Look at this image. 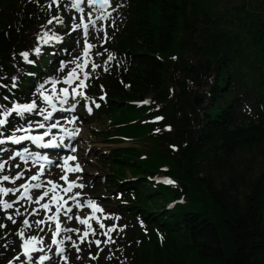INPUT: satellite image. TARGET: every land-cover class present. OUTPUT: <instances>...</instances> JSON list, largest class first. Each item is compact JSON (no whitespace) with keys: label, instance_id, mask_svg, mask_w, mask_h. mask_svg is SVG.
<instances>
[{"label":"trees","instance_id":"trees-1","mask_svg":"<svg viewBox=\"0 0 264 264\" xmlns=\"http://www.w3.org/2000/svg\"><path fill=\"white\" fill-rule=\"evenodd\" d=\"M15 1L0 0V103L8 106L30 102L57 58L45 50L34 60L27 51L33 63L22 70L18 45L41 11L28 0L13 15ZM117 1L106 25L113 59L97 71L91 93L107 96L99 112L129 103L118 114L128 130L116 124L114 133L148 135L164 153L129 166L135 183L109 180L137 230L129 261L112 264H264V0ZM69 22L67 15L56 46L64 54L74 36ZM131 101H149L144 123L125 119ZM113 155L121 166L133 162L128 151ZM159 172L174 183L144 176ZM12 243L0 240V264L14 256Z\"/></svg>","mask_w":264,"mask_h":264},{"label":"rangeland","instance_id":"rangeland-1","mask_svg":"<svg viewBox=\"0 0 264 264\" xmlns=\"http://www.w3.org/2000/svg\"><path fill=\"white\" fill-rule=\"evenodd\" d=\"M27 1L28 0H17L13 2L11 8V11H13V15L17 14L18 11L23 8L24 4ZM32 1H34V3L38 6L39 10L41 11V17L37 21L38 25L36 29L26 33L20 39L22 43H19L18 46H23L17 50V54L20 58L21 52L29 51L34 56V60H39V56L45 50H49L48 52L52 51L56 53L55 56L57 58L51 59V61H49L51 62L49 66L46 69L42 70L43 74L38 80L40 82H37L38 84L34 85L30 90L32 91V93L36 94V90L38 89L39 85L41 83H44L45 81H49V83L45 84V88L48 90L49 93H51L50 81L53 78H60L61 80V83L57 85L58 90L61 87H68V85H64L62 83L63 76L67 71H70L71 68L75 67L74 63L68 62L79 58L77 62L83 63L85 59V57L83 56L84 36L82 30L72 29L73 20H78L79 16L75 10L71 9L70 7H65L66 4H70V0H61V7L59 11L55 6H53L51 9L48 8V4L51 2V0H38V2H36V0ZM117 2V0H110V6L106 10H100L106 11V13L108 14L107 18L98 20L95 25H90L89 27V35L87 37V42L94 45V47L90 50L89 56L87 57L89 61L88 66L83 71L88 72L90 76L89 79L85 81L86 87H84L83 89H78V91H83L86 94V97H88L89 99H82L80 97H76V100H73L72 98H69L68 104H66L64 107L67 108L68 105L79 101L78 103H76V107L74 110L57 111L56 113H53L54 120H60L61 126L63 128L75 131L77 135L75 136V138H66V134L64 132L62 133L60 128L52 130V133L49 136L56 135V132H60L61 134L58 137H64L63 144L56 148H49L48 151H54V153L51 154V156L54 157V160H52V164L50 166L44 167L45 172L41 176L40 181H30L28 179L31 174H34L39 171V164H33L31 161H28L27 165H35L34 168L31 167V170L28 171L26 169V167L28 166L23 163L24 161H21L19 160V158H16V163H19L21 165V168L16 169V171L22 170L25 172V177L22 180L17 181V184L25 182H43L46 184L47 180L51 179L53 180V182L59 183L62 187H66L67 183L59 179L60 176L64 174V169L61 167L63 165V158L67 157L68 155L76 156L77 160L69 161V164L71 166H75L76 163H79L83 171L75 173L70 172L67 173V175L69 177V180H76L77 183L84 184L85 187L73 189V192L81 193L80 200L82 207L77 208L73 202H71L69 206L73 207L75 215L80 216L81 219H87L89 216L92 215L91 209L87 206L88 200L93 201L97 206L103 209V211L96 213V217L98 218L100 223H103L105 225L104 229L99 228L97 219L89 220V223L92 224L93 229L96 230L97 234L95 236L90 234L87 239L101 240L100 247L104 249L102 252L99 253V258L96 260L89 259V252H91L93 256L97 254L98 248L95 246V244H93L91 248H89L87 242L80 243L79 241V235H81L83 231L87 229V225H80L75 218L72 221H64V223H62V227L80 229L79 233H71V236L73 240H76L77 243L80 244L81 252L79 253V255L83 258L78 260L76 250L70 246V243L68 241H65V244L62 246L66 249L64 255L68 257V264H112V262L118 259L119 257H125L129 261L131 254L130 252L133 248V239L137 230L136 227H134L133 220L129 216V212L126 209L127 202L122 199L117 200V198H119V191L117 187L119 186L112 188L109 185V180H111L110 184H112L113 180V182L115 181V183H117L118 185H125L126 182L135 183L138 177H136L137 175H133L131 173V171L129 170V166H137L135 163L137 160H146L150 156H157L164 153V151H162L161 144H159L155 139L151 138L148 135L133 136L132 134L125 131L121 133L122 135L114 133L115 128H117L115 126L116 124H118L119 128H122L123 130H128L126 127L127 125L125 123H122L124 119H120L118 114L119 111H122L121 108L129 107V103H123L125 104L123 105L117 102L115 104V107L113 105V107H109L101 112H99V109L95 107V104L104 106L106 104H109V102L105 101V99L107 98L106 95H104V99L101 100L100 94L94 95L91 93V91L92 86H95L93 79L99 78V75H97V71L101 68H104V66L106 65V61L108 60V56L111 55V52H109L107 48H105L109 39V34L107 33L106 25L108 21H110L118 13L119 5ZM87 10L88 9H86V11ZM100 11L93 12L91 19H96V17L100 15ZM53 15H59L63 19H65L66 16L69 15L71 18V22H69V25L71 27L70 31H73L74 36L71 42L69 43V48L66 50L65 54L60 53L59 46L58 48H56V46L60 45L59 43H62L64 40L61 34V28L67 29L65 24H68H59L55 21L52 24H48L47 21L51 19ZM45 32H47L50 37H58V39L53 38L47 44L42 43L38 39V37L43 36ZM37 47L41 49V52L39 54L35 52V48ZM97 53H101V55H97ZM21 63V66H23L22 70H25L29 62L23 60ZM56 63L59 64L57 66V69ZM92 63L99 65V67L93 70L91 67ZM62 64L67 65V67L63 71H61ZM17 74V72H14L13 76L17 78ZM79 75L80 78L83 79V72H80ZM78 83V80L74 81L73 86ZM69 90L71 91V88ZM34 94L30 95L32 97H27V99L31 100L33 98H36L37 94ZM150 98V94H147L145 96V99L149 100ZM130 103H133L131 105H133L134 109L127 110L128 113L125 119L131 118L132 121L130 123H144V121L147 119L143 116L150 108L149 101L147 105L135 101H131ZM38 104L40 105V107H47V105L42 100H38ZM89 107L92 108L91 113L87 111ZM57 108H60L59 104H57ZM42 119L43 117L37 115L36 113L26 114L25 117V120L30 122ZM9 120L10 124L7 127L10 129L13 126H17L19 124H23L25 127H27L25 120H20V118L15 114L9 117ZM35 130H38V128L33 127L31 129V134L38 132ZM7 134L9 133H6V135ZM66 145H70L72 148H75L76 151H71L69 147H66ZM22 146L29 148V143L25 142L22 145H12L8 143L3 147L9 149V152L0 154V157H2L3 160H7L8 156L10 154H13V150H20ZM115 148H119L121 152H130V156L133 158V162L125 161L123 163L126 166H121L122 160H118L119 157H115L113 155V150ZM103 162H106L107 164H104ZM39 163L42 164L41 161ZM120 166L123 167L124 171H126L123 176L116 174V172L120 170ZM166 168V163L161 164L159 166V169L165 170ZM145 175L149 179H155L157 181H164L165 179H167V177L161 172L144 174V176ZM4 186L12 187L13 185L11 183L6 182ZM58 191L60 190L58 189ZM33 192L34 194H32ZM29 194L32 195L35 199L37 195L42 193L40 190H30ZM144 194L146 195L145 192ZM16 195H19V193H17ZM60 195L67 197L70 194H65L60 191ZM3 198L11 201L15 199V196L9 194V196ZM155 198L156 197L154 196V194H149V199L146 198L149 206L153 204ZM47 201L48 198H45V200L41 201V203H45ZM14 207L20 208V211L24 213V215L21 217H15L17 220L16 224H12L10 221L4 219L3 217L5 214L3 212H0V223H6L8 225V228L6 230L7 236H1L3 238L0 240H7V243L13 240L12 254H14V256L11 259L12 264H19V262L14 259V257L17 255H19L21 260L23 261H26L27 259L23 255V249L20 246L22 244V241L15 235V232L21 228L25 230L26 237L28 235H36L39 240L43 241V243L38 244L37 247L43 248L44 252L42 254L47 255L51 258L50 261H45L44 264H65L64 257L55 252L57 245H52L50 240L51 232L49 231V225L54 228L55 222L45 220V224L40 226L41 228H44V231H40L33 223L35 220L45 219V217L47 216V212L43 209H40L38 215H29L31 209L39 208V205L31 203L26 199L21 200ZM25 209H28V211L26 212ZM54 211L55 205H52V212ZM50 214L51 213H48V215ZM24 218H27L30 224H32L31 228H26L21 223ZM113 226L116 227V231L111 232L109 235H111L115 243L105 244L104 241L107 239V237L104 235H100L99 233L104 232L107 230V228ZM0 231H2V229H0ZM65 235H69V233H61V236L58 237V239L62 238ZM3 250L4 248H2L0 252H2ZM108 256H112V259H106V257Z\"/></svg>","mask_w":264,"mask_h":264},{"label":"snow or ice","instance_id":"snow-or-ice-1","mask_svg":"<svg viewBox=\"0 0 264 264\" xmlns=\"http://www.w3.org/2000/svg\"><path fill=\"white\" fill-rule=\"evenodd\" d=\"M38 2V0H36ZM53 6L57 8L59 11L61 7V0H51L48 4V8L51 9ZM110 6V0H70V4H66V8H71L75 10L77 13L80 14L78 20H73L72 22V29L73 30H82L84 36V45H83V56L85 57L83 63H78L77 60L79 58L74 59L68 63H74L75 67L71 68L70 71H67L63 76L62 83L64 85H68V87H61L59 90L57 89V85L61 83L60 78H53L51 79V93L45 88V84L49 83V81H45L41 83L38 87L37 96L30 100V102L26 103H14L11 106L7 104L0 103V154L8 153L9 149L3 147L4 145L10 143L12 145H22L24 141H31L33 144L40 146L42 148H49V147H59L63 144L64 137L61 136L59 138L60 143H57L56 135H52V138L45 142V137H48L53 129L60 128L62 132H64L68 137L75 138L77 133L75 131H69L61 126L60 120L55 119L53 117V113L57 111H71L74 110L76 107V103H72L68 105L67 108L64 106L68 104L69 98L76 100V97H80L82 99H89L86 97V94L83 91H78V89H83L86 87L85 81L89 79L90 74L86 71H83L88 66V59L90 50L94 47V45L87 42V37L89 35V27L90 25H95L98 20L106 19L107 13L106 10ZM86 9H88L86 11ZM100 11V15L96 17V19H91L93 12ZM85 17H87V22H85ZM63 24L64 19L59 15H53L51 19L47 21L48 24H52L53 22ZM58 37H50L47 32L44 33L43 36L38 37V39L47 44L51 39ZM35 52L39 54L41 49L39 47L35 48ZM20 55L23 59L29 63H33V61L29 60V53L27 51L21 52ZM97 55H101V53H97ZM113 57L111 55L108 56V60H112ZM67 67L66 64L61 65V71H63ZM92 69L95 70L99 67V65L92 63ZM107 71V69H105ZM83 72V79L80 78L79 73ZM79 81L78 84L73 86L74 81ZM15 81V78H13ZM0 87H4V85H0ZM11 87H16L15 83L11 85ZM102 87V86H101ZM71 88V91L69 90ZM101 100L104 99V96L100 97ZM4 101H8L9 97L4 96ZM38 100H42L47 107H40L38 104ZM143 103H148V101H144ZM57 104H59L60 108H57ZM96 108H99V104H95ZM50 109V110H49ZM87 111L89 113L92 112V108H88ZM36 113L43 117L42 120H37L34 122L26 121L25 117L26 114ZM13 114L18 116L20 120H25L27 127L23 124H19L17 126H13L11 129L7 126L10 124L9 117ZM157 119H161L157 117ZM71 122V121H70ZM35 127L38 129H45L42 134H31V129ZM170 130V129H169ZM6 133H9L6 135ZM24 133V134H19ZM69 147L71 151H76L75 148H72L70 145H66ZM16 158L19 160L24 161L27 163L31 161L34 164H39V171L31 174L28 179L30 181H40L41 176L45 172V168L43 164L39 162L41 160L47 161L49 158L47 156H42L40 153L30 151L28 147H21L20 150H13V154L8 156L7 160H3L0 157V212H3L4 219L10 221L12 224H16L17 220L15 217H21L24 215L23 212L20 211V208L14 207L18 204L21 200H27L31 203L39 205V208H32L29 212V215H38L40 209L45 210L46 212L51 213L47 215L45 219L35 220L33 223L35 226L40 230L44 231V228H41V225L45 224V220L47 221H54V228L49 225V231L51 232L50 240L52 245H57L55 252L64 257L65 264H68V257L65 254V247L62 245L65 244V241L70 243V246L73 247L77 252V259H82L79 255L81 252L80 244L77 243L76 240H73L71 235H65L62 238L58 239L61 236V233H79L80 229L78 228H71V227H62V222L60 219L61 214L65 217V222L72 221L74 218L79 222L80 225H87V229L83 231L81 235H79L80 243L87 242L88 247L91 248L93 244L98 248L97 254L93 256L91 252H89V259L96 260L99 258V253L102 252L104 249L100 247L101 240H88L87 238L89 235L95 236L97 234L96 230L93 229L89 220L97 219L100 229H104L105 225L100 223L98 218L96 217V213L103 211L99 206H97L93 201L88 200L87 206L91 209L92 215L89 216L87 219H81L80 216L75 215L73 207L68 206L69 201H72L77 208L82 207L81 204V193L80 192H73L74 188H83L85 187L84 184L77 183L76 180H69L67 173H75L81 172L83 169L76 163L75 166H71L69 161H76L77 157L74 155H68L67 157L63 158V165L61 166L64 169V174L60 176L61 181H65L67 183L66 187H62L59 183L53 182V180L48 179L47 183L38 182V183H20L17 184V181L22 180L25 177V172L22 170L16 171V169H20L21 165L16 163ZM14 173V174H13ZM11 183L13 186L8 187L4 186L5 183ZM166 184H172L174 181L170 179H165L163 181ZM65 194H70L65 199L64 196L60 195V191ZM22 190V191H21ZM30 190H40L42 194H39L33 198L30 195ZM19 193V195H16ZM9 194L15 196V199L9 201L4 199L3 197L9 196ZM51 194V195H50ZM45 198H48V201L45 203H41L44 201ZM52 205H55V211L52 212ZM27 212L28 209H25ZM118 219V218H117ZM21 223L26 228H31L32 224H30L27 218H24ZM7 227L6 224L0 223V229H5ZM116 231V227L107 228L106 231L99 233L100 235H104L107 239L104 241L105 244L115 243L112 239L111 232ZM122 231V229H121ZM15 235L22 241L20 245L23 249V255L27 258L26 261L21 260L20 256L17 255L14 257L19 264H44L45 261H50V257L47 255L42 254L44 249L41 247H37L38 244L43 243V241L39 240L36 235H28L25 236V230L23 228L19 229L15 232ZM7 236V233H5ZM3 237H0L2 239ZM7 247V245H4ZM106 259H112V256L106 257ZM9 264H12V261H9Z\"/></svg>","mask_w":264,"mask_h":264},{"label":"bare ground","instance_id":"bare-ground-1","mask_svg":"<svg viewBox=\"0 0 264 264\" xmlns=\"http://www.w3.org/2000/svg\"><path fill=\"white\" fill-rule=\"evenodd\" d=\"M49 139H51V138L46 137V140H49ZM57 140H58V139H57ZM51 148H56V147H51ZM23 163H25V162H23ZM27 163H28V162H27ZM27 163H25V165H27ZM33 164H34V163H33ZM27 166H28V167H26V169H27L28 171L31 170V167H33V168L35 167V165H32V164H31V165H27ZM33 172H34V171H33ZM54 181H55V180H54ZM32 194H34V192H33ZM70 204H71V203L69 202V205H70ZM69 205H68V206H69ZM48 213H49V212H47L46 215H48ZM60 219H61V222L64 223L65 220H64L63 214H61ZM53 224H54V222H53ZM69 235H71V233H69Z\"/></svg>","mask_w":264,"mask_h":264},{"label":"water","instance_id":"water-1","mask_svg":"<svg viewBox=\"0 0 264 264\" xmlns=\"http://www.w3.org/2000/svg\"><path fill=\"white\" fill-rule=\"evenodd\" d=\"M201 101H202V97H201L200 93L195 92L194 95H193V103L195 105H198V104L201 103Z\"/></svg>","mask_w":264,"mask_h":264}]
</instances>
